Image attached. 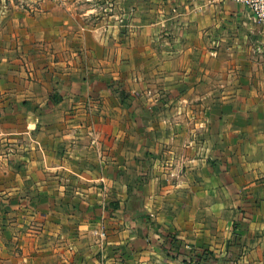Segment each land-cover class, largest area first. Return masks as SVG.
Listing matches in <instances>:
<instances>
[{
  "label": "crops",
  "instance_id": "obj_1",
  "mask_svg": "<svg viewBox=\"0 0 264 264\" xmlns=\"http://www.w3.org/2000/svg\"><path fill=\"white\" fill-rule=\"evenodd\" d=\"M105 1L87 55L27 46L45 8L0 25V264H264V26Z\"/></svg>",
  "mask_w": 264,
  "mask_h": 264
},
{
  "label": "rangeland",
  "instance_id": "obj_2",
  "mask_svg": "<svg viewBox=\"0 0 264 264\" xmlns=\"http://www.w3.org/2000/svg\"><path fill=\"white\" fill-rule=\"evenodd\" d=\"M107 4L108 2L106 3L105 0H0V14L3 15V18L0 19V25L11 21L13 13L17 14L19 10L24 12L26 10L29 12L34 11L41 14L40 11L45 8L50 12V18L46 22L47 25L36 26L37 31L35 32L37 33L34 32L33 35L26 34L27 46L31 47L34 52L44 46L49 58L53 61L59 58V51L61 57L64 54L68 59L72 57L74 52L84 51L83 54L87 55L85 47L81 44L83 30L80 26L101 27L113 24L105 10ZM37 16H35V21L39 22L40 15ZM16 19H19L17 21L23 24L25 23L22 18ZM47 27L50 28V32L47 31ZM58 30H62L63 33H58ZM58 47L62 50L58 51ZM235 223L238 228L236 232H234ZM239 228H241L240 232H238ZM246 228L247 218L235 221L233 223V236L237 237V235L245 234Z\"/></svg>",
  "mask_w": 264,
  "mask_h": 264
},
{
  "label": "built area",
  "instance_id": "obj_3",
  "mask_svg": "<svg viewBox=\"0 0 264 264\" xmlns=\"http://www.w3.org/2000/svg\"><path fill=\"white\" fill-rule=\"evenodd\" d=\"M245 5L250 11L254 21L264 26V0H237ZM104 235V232H101ZM176 264H202L194 258H184L179 260Z\"/></svg>",
  "mask_w": 264,
  "mask_h": 264
},
{
  "label": "trees",
  "instance_id": "obj_4",
  "mask_svg": "<svg viewBox=\"0 0 264 264\" xmlns=\"http://www.w3.org/2000/svg\"><path fill=\"white\" fill-rule=\"evenodd\" d=\"M236 230H237V225L235 223V225H234V232H236Z\"/></svg>",
  "mask_w": 264,
  "mask_h": 264
}]
</instances>
